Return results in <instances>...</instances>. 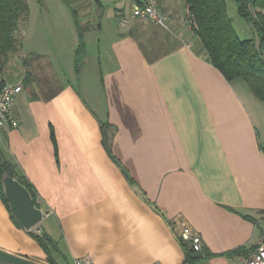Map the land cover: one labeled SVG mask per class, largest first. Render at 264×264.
Instances as JSON below:
<instances>
[{
	"label": "crops",
	"instance_id": "crops-1",
	"mask_svg": "<svg viewBox=\"0 0 264 264\" xmlns=\"http://www.w3.org/2000/svg\"><path fill=\"white\" fill-rule=\"evenodd\" d=\"M113 1L115 20L83 12L92 27L80 73L66 17L54 24L55 47L42 20L0 74L23 85L19 126L0 128V151L45 213L26 229L0 196V264H189L181 222L208 254L196 264H248L264 240V102L197 52L183 0H159L169 29L132 17L139 0ZM32 231L55 245L46 250Z\"/></svg>",
	"mask_w": 264,
	"mask_h": 264
},
{
	"label": "trees",
	"instance_id": "trees-1",
	"mask_svg": "<svg viewBox=\"0 0 264 264\" xmlns=\"http://www.w3.org/2000/svg\"><path fill=\"white\" fill-rule=\"evenodd\" d=\"M63 1L70 7L79 31V44L75 51V69L80 73L86 60L85 35L92 25L89 22H82L78 8L72 0ZM144 1L139 0V3H144ZM183 1L188 10L186 17L193 21L192 30L200 45L197 52H205L209 62L218 68L228 81L244 80L254 95L264 102V0H237L239 14L252 23L256 29L257 37L252 38L239 36L228 12V0ZM254 8L256 11L252 10ZM29 14L28 0H0V74L4 72L10 60L16 57L14 54L20 50L22 42L17 31L20 21L27 19ZM25 78L27 82L30 81L29 77ZM4 82L1 80L0 84ZM110 126L109 122H103L101 125L104 145L113 156ZM4 172H8L25 185L31 192L35 204L40 207L32 184L18 174L16 163L7 159L0 151V196L9 209L10 204L5 195L2 180ZM12 217L22 225L13 214ZM32 233L46 250H50L49 245H55V241L48 234L34 231ZM184 246L187 252L186 260L189 264H196L198 260L208 255L204 253V249L203 252H198L187 243H184Z\"/></svg>",
	"mask_w": 264,
	"mask_h": 264
},
{
	"label": "rangeland",
	"instance_id": "rangeland-1",
	"mask_svg": "<svg viewBox=\"0 0 264 264\" xmlns=\"http://www.w3.org/2000/svg\"><path fill=\"white\" fill-rule=\"evenodd\" d=\"M103 1H104V4L106 5V11H105L104 16L103 15L98 16L97 14L100 13V10H98L97 8L98 6L96 3V0H72L73 4L78 8V11L80 13L79 16L82 22L83 21L85 22L84 20L85 15L83 14V12L86 11L85 10L86 8L93 10L92 18H94V22H100L101 19L103 18H104L103 20H106V21H108L109 18L111 20H115V15H114L115 14L114 13V6H115L114 2L115 1L113 0H103ZM28 2L30 5V14L27 19H22L20 21L19 29L17 31V35L21 39V42L24 41L25 37L36 35L37 33L39 34L42 32L43 27L40 23V21L42 20L47 21V25L44 27L45 31L47 30L48 39H49L45 43L47 45V48H49L48 45L55 47L53 43L54 35H55L54 32H56L58 28H61L58 26H54L57 20H61L62 18L65 19L66 17H68L70 21H72V23L76 25L75 18L73 17L70 7L63 0H28ZM257 9L260 10V8H257ZM252 10L256 11L255 8ZM228 12H229L230 17L233 19L234 26L241 38L257 37V32L253 24L248 22L244 17H242L239 14L237 0H228ZM48 21L51 22V25H48ZM185 21H186V25L189 27V19L186 16H185ZM74 29H75V32L79 34L77 27ZM190 30L192 29L190 28ZM191 34L194 36V33H191ZM66 35H69L70 37L71 31L67 30ZM50 39H52V41ZM44 42L45 41L40 43L41 47L44 44ZM33 44H34V41H33ZM35 44L37 45V47H39L37 42H35ZM45 44H44V47H46ZM92 50H93L92 48L89 49L90 52ZM23 51L19 50L18 52L14 54V56H19V54H23ZM10 62L8 63V66Z\"/></svg>",
	"mask_w": 264,
	"mask_h": 264
},
{
	"label": "built area",
	"instance_id": "built-area-1",
	"mask_svg": "<svg viewBox=\"0 0 264 264\" xmlns=\"http://www.w3.org/2000/svg\"><path fill=\"white\" fill-rule=\"evenodd\" d=\"M132 17H139L146 21H153L167 29L170 28L167 16L162 13L158 0H145L144 3L135 2L132 5ZM192 22L193 21L189 19V27L191 29L193 26ZM128 23V17H123L121 19V24L127 25ZM22 89L23 85L21 82L5 81L0 84V128L19 126V121L14 117L13 106L16 96L22 91ZM175 230L179 239L182 241H191V244L196 251L203 252L204 246L201 236L194 232L189 225L181 222L179 228H175ZM247 263L264 264V240L261 245L251 253L247 259ZM72 264L95 263L88 257H79L76 258Z\"/></svg>",
	"mask_w": 264,
	"mask_h": 264
},
{
	"label": "water",
	"instance_id": "water-1",
	"mask_svg": "<svg viewBox=\"0 0 264 264\" xmlns=\"http://www.w3.org/2000/svg\"><path fill=\"white\" fill-rule=\"evenodd\" d=\"M2 180L11 212L26 229L34 228L45 217L43 209L35 204L29 189L17 178L4 172Z\"/></svg>",
	"mask_w": 264,
	"mask_h": 264
}]
</instances>
